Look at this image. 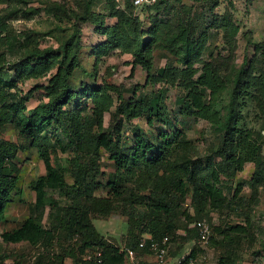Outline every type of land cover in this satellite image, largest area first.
<instances>
[{
    "label": "rangeland",
    "instance_id": "374dc122",
    "mask_svg": "<svg viewBox=\"0 0 264 264\" xmlns=\"http://www.w3.org/2000/svg\"><path fill=\"white\" fill-rule=\"evenodd\" d=\"M159 1L144 0L136 4L135 0H17L15 3L0 0V66L7 71L6 77L17 81L9 90L16 92L26 106L23 114H28L42 100H49V93L62 88V77L58 76L61 46L67 42L72 45L64 64L72 61L70 83L77 94L71 103L85 113L102 111L103 128L113 135L119 130L130 141L143 130L157 140L160 132H166L172 140H188L193 146L192 155L205 159L212 146L221 143L210 115L217 116L220 109L223 116L231 100L230 93L235 88L243 92L245 87L252 93L241 100L240 125L261 132L255 137L262 144L260 157L264 162V111L254 99L255 95L264 94V0H164L157 7ZM91 14L103 18V23H97ZM136 21L143 41L151 44L149 67L138 61L132 50L123 47L124 43L134 44L132 28ZM114 40L117 42L112 43ZM45 48L57 53L50 67L33 60L32 64L36 65L31 75L18 76L15 68L22 57L28 63L33 50ZM187 51L189 58L185 60ZM239 68L245 71V77L236 85L235 72ZM190 92L201 96L203 107L208 108L207 115L194 113ZM157 96L163 100L166 118L152 126L145 114L129 120L116 111L121 103L134 104ZM57 132L63 137L60 130ZM2 136L18 140L12 122L6 125ZM18 156L14 167L22 191L13 196L1 230L17 229L33 213L35 192L29 184L46 172L37 150L22 151ZM69 156L67 152L58 154L65 168H69ZM220 159L219 155L215 158L216 162ZM100 164L102 171L95 194L106 196L110 190L108 174L115 163L104 149ZM66 170L65 176L71 183L72 177ZM223 175L220 185L225 203L229 198L237 204L254 202L249 217L255 233L241 237L234 246L238 255H231V260L227 258L234 264H264V168L250 161L238 170L234 179L226 180ZM50 191L62 200L60 205L68 204L63 192ZM190 193L177 214L176 229L169 233V264L182 253L192 255L199 264H224L222 260L227 255L222 244L235 232L232 227L245 222V211L240 214L230 204L213 210L204 218L210 225L208 241L200 240L198 231L197 237L188 241V229L196 227L199 220L192 219ZM58 211L50 206L46 209L41 222L43 232H29L18 242H4L0 236V264H37L40 260L42 264L53 261L69 264L71 249L78 255L85 252L82 232L70 236L54 225ZM120 211L117 207L108 217L91 214V220L106 246L111 242L110 246L122 250L128 237L135 236L139 230L129 234L127 218ZM229 228L231 233L226 231Z\"/></svg>",
    "mask_w": 264,
    "mask_h": 264
},
{
    "label": "trees",
    "instance_id": "16d2710c",
    "mask_svg": "<svg viewBox=\"0 0 264 264\" xmlns=\"http://www.w3.org/2000/svg\"><path fill=\"white\" fill-rule=\"evenodd\" d=\"M9 1L15 3L17 0ZM163 4L164 0H160L157 7ZM91 16L98 21L97 23H103V18H98L95 14ZM1 25L6 27L4 22H1ZM132 32L134 44L124 43L123 47L132 50L137 60L147 66L150 41H143L138 21L135 22ZM116 42L117 40H114L112 43ZM71 45L72 43L65 42L61 46L63 54L58 76L62 77V88L49 93V100H42L30 109L28 114H23L26 106L18 94L9 90L17 84V81L6 77L7 71L0 66V226L6 221V210L12 203L13 196L22 191L14 167L18 155L22 151L37 150L46 171L44 175L38 176L29 184L35 192L33 213L17 229H0L3 241L18 242L29 232H43L41 222L46 209L50 206L59 209L54 225L68 232L70 236L82 232L83 246L101 248L104 264H128L126 251L119 250L116 245L110 246L111 242L106 246L103 236L92 224L91 214L108 217L115 213L117 207L120 208L122 215L127 218L128 233L133 234L134 230H139L135 236L128 237L125 244L139 257L147 251V248L139 246L141 239L146 235H151L155 240H160L166 235L170 237L169 233L177 227L175 223L177 214L191 192L194 210L192 219H207L213 210L229 204L240 214H244L242 210L245 211V222L232 227L235 232L229 234L222 244L223 247L225 246L223 251L227 255L226 260H222L223 263L234 264L230 262L231 255H238V250L234 246L241 241V237L255 233L254 227L251 228L253 223L249 217L254 202L251 201L246 205L243 202L237 204L231 202L232 199L229 198L225 203L220 183L222 174L226 180L234 179L233 177L246 162H255L261 169L264 168V162L260 157L262 144L255 137L260 136L261 132L240 125V119L243 120L241 100L244 95L250 96L251 90L243 87L241 92L235 88L230 93V102L224 108L225 114L222 116L220 109H217V116L210 115L212 124L221 136V143L212 146L211 152L205 155V159H202L203 156L192 155L193 146L188 140L184 138L172 140L166 132L158 133L160 136L157 135L155 140L142 130L129 141V139L125 140L119 130L113 135L111 131L103 128L102 111L85 113L71 103L77 95L70 83L69 65L72 61L69 60L70 64H64L68 60ZM184 45L186 49L187 40ZM56 55L57 53L51 51V48L33 50L30 54L32 58L28 63L22 57L15 70L21 78L28 77L36 65L32 64L33 60L44 62L49 68ZM184 55L183 58L187 60L189 51ZM235 75V83L240 85L245 77V71L239 68ZM185 85L189 84L185 83ZM190 98L195 109L194 113L207 115L208 108L203 107L201 96L190 92ZM254 99L264 111V94L255 95ZM162 105L161 96H157L154 99L136 101L134 104L121 103L116 111L129 120L145 114L148 116L149 125L152 126L155 121H163L166 118ZM10 122L15 125L17 141L2 136L6 125ZM59 130L63 137L57 135ZM103 149L109 153V158L114 161L115 167L108 174L109 193L106 196H99L95 192L99 185L97 179L102 171L100 159ZM59 152H67L70 155L69 168L62 165L58 157ZM218 155L221 159L216 162L215 158ZM66 169L72 177L71 183L65 176ZM50 190L63 192L68 204L60 205L62 200L59 201L54 197ZM254 191L257 192V188ZM226 231L231 233V228ZM196 237L197 229L193 226L188 229L186 239L189 241ZM213 241L215 240H211L212 244ZM68 254L75 264H78L84 252L78 255L71 249ZM37 264H42V260ZM51 264L56 263L53 261Z\"/></svg>",
    "mask_w": 264,
    "mask_h": 264
},
{
    "label": "built area",
    "instance_id": "2783aa9c",
    "mask_svg": "<svg viewBox=\"0 0 264 264\" xmlns=\"http://www.w3.org/2000/svg\"><path fill=\"white\" fill-rule=\"evenodd\" d=\"M144 0H135L136 4L141 3ZM196 228L198 231V237L200 240L208 241L210 236V225L205 219H200L196 222ZM139 246L141 248H147L146 253L143 256L137 257L135 252L124 246L121 248L126 251V256L129 259L130 264H169L170 260V237L164 236L160 240H155L151 235H146L142 238ZM81 261L78 264H104L103 250L101 248H86L83 255H81ZM69 264H75L71 259ZM171 264H199L195 257L187 254H180Z\"/></svg>",
    "mask_w": 264,
    "mask_h": 264
}]
</instances>
